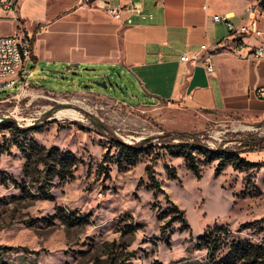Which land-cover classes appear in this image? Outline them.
Segmentation results:
<instances>
[{"label": "rangeland", "instance_id": "rangeland-1", "mask_svg": "<svg viewBox=\"0 0 264 264\" xmlns=\"http://www.w3.org/2000/svg\"><path fill=\"white\" fill-rule=\"evenodd\" d=\"M79 1L85 0H27L21 12L55 19L79 8ZM15 10L1 12L0 36H34L35 24ZM28 70L29 88L0 87V256L6 264H202L209 256L198 238L217 228L228 230V242H262L264 222L261 231L240 227L264 219V168L229 166L217 174L216 162L202 166L198 178L167 148L194 140L211 149L252 145L264 137V116L154 102L134 75L119 68L29 63ZM104 81L107 87L99 84ZM64 110L79 118L57 117ZM24 129L36 132L16 143ZM120 142L144 150L135 164L126 161ZM33 146L72 154L70 174L50 177L41 170L32 184L24 165ZM242 156L264 162V150ZM148 164L163 189L157 197L147 190ZM166 165L175 168V179ZM175 205L188 229L177 221ZM59 207L80 222L65 224L56 216Z\"/></svg>", "mask_w": 264, "mask_h": 264}, {"label": "crops", "instance_id": "crops-1", "mask_svg": "<svg viewBox=\"0 0 264 264\" xmlns=\"http://www.w3.org/2000/svg\"><path fill=\"white\" fill-rule=\"evenodd\" d=\"M100 1L114 7L132 1L141 3L143 12L153 18L144 20L137 14H123L121 19H115ZM25 2L18 0L14 8L2 12L15 13L16 9L21 20L36 26L32 45L35 60L25 62L28 72L29 63L32 68L79 69L95 65L119 68L134 75L154 102H179L192 110L264 116V99L253 94L256 87H264V59L256 63L251 56L256 48L264 46V37L243 36L245 47L236 49V38L224 24L212 20L215 15L228 14L236 26L247 24L264 32L261 3L85 0L62 17L37 20L21 12ZM202 46L208 50H202ZM182 54L190 58L188 63L180 61ZM205 59L209 60L213 73L206 71Z\"/></svg>", "mask_w": 264, "mask_h": 264}, {"label": "trees", "instance_id": "trees-1", "mask_svg": "<svg viewBox=\"0 0 264 264\" xmlns=\"http://www.w3.org/2000/svg\"><path fill=\"white\" fill-rule=\"evenodd\" d=\"M263 2L264 0L261 2V5ZM31 43L34 45V37L32 38ZM31 60H35L33 52L31 53ZM32 132H36V129L20 130L16 138V143H18V140L22 137H28ZM241 146L242 147L238 148L220 147L218 149H211L210 147L201 144L199 141L194 140L192 143H180L178 146L172 144L170 147L168 146L167 150L172 157L182 158L187 170L198 178L201 177L200 170L202 166H211L216 162L217 174H221L229 166H232L235 170H242L243 168L260 170V168H264V162L253 163L242 156L247 151H263L264 137L253 141L252 145H250L249 142L244 144L241 143ZM117 147L121 150V153L126 157V161L128 160L130 164H135L134 162L138 159L140 154L144 152L141 148L139 149L138 147L129 146L121 142L117 144ZM246 147H249V149L244 151L246 150ZM136 149H139V151H136ZM146 153H148L147 149ZM74 162L76 161L74 160L72 154H65L59 150L50 151L40 148L39 146H33L32 153L27 156V161L24 165V173L30 178L32 184H37L43 174L41 170H45L50 177L59 178L70 174ZM166 169L168 170V174L171 179H175L177 177V172L174 167L166 165ZM146 174L150 177V185L147 190L152 191L153 196L157 197L163 192V189L159 180H157L154 175L151 164L146 166ZM8 179V176L4 177L2 183L6 184ZM172 210L175 216H177V221L182 223L184 229H188L189 224L184 212L176 205ZM57 211L58 213L56 216L60 217L67 225H71L78 221L80 222L81 220L73 213L67 214V211H65L62 207H59ZM159 218L163 219L165 216H159ZM263 222L264 219L256 222L245 223L240 227V229L243 231H261L263 229ZM130 228L131 227H129V229ZM228 235L229 233L227 229L217 228L198 238L199 248L207 249L209 256L208 261L202 264H264V238L262 242L258 244L247 240H232L228 242ZM11 250L13 249L5 248L3 252ZM24 252L29 253L28 250H25ZM0 264H6L1 256ZM155 264L161 263L156 262Z\"/></svg>", "mask_w": 264, "mask_h": 264}, {"label": "built area", "instance_id": "built-area-1", "mask_svg": "<svg viewBox=\"0 0 264 264\" xmlns=\"http://www.w3.org/2000/svg\"><path fill=\"white\" fill-rule=\"evenodd\" d=\"M18 0H0V15L2 11L13 8V3ZM106 8L109 15L115 19H121L123 14H137L142 19H152V15L145 14L141 3L132 1L125 6H111L108 2L100 1ZM206 8V7H204ZM261 11L264 14V2L261 5ZM231 16L228 14L215 15L212 20L216 23H222L226 26L229 34L237 40L236 49L245 47L242 42L243 36L252 35L257 38H263L264 32L252 29L249 25L244 24L236 26L230 21ZM31 34L17 33L15 35L0 36V87L3 90L19 88L25 90L30 86V73L26 70L25 62L30 61L32 53ZM202 50H208L206 46L201 47ZM212 55L210 54L208 58ZM251 56L256 63H260L264 59V46L256 48ZM199 61V59H194ZM182 63H188L190 58L186 54L180 57ZM203 65L208 73H213V67L209 64V60L205 59ZM253 94L258 99H264V87L259 86L253 90Z\"/></svg>", "mask_w": 264, "mask_h": 264}, {"label": "bare ground", "instance_id": "bare-ground-1", "mask_svg": "<svg viewBox=\"0 0 264 264\" xmlns=\"http://www.w3.org/2000/svg\"><path fill=\"white\" fill-rule=\"evenodd\" d=\"M15 3H13V8H14ZM57 117L61 118V117H70L73 119H78L79 118V114L72 112V111H60L57 114Z\"/></svg>", "mask_w": 264, "mask_h": 264}, {"label": "water", "instance_id": "water-1", "mask_svg": "<svg viewBox=\"0 0 264 264\" xmlns=\"http://www.w3.org/2000/svg\"><path fill=\"white\" fill-rule=\"evenodd\" d=\"M100 85L104 86V87H107V83L104 81L102 83H99Z\"/></svg>", "mask_w": 264, "mask_h": 264}]
</instances>
